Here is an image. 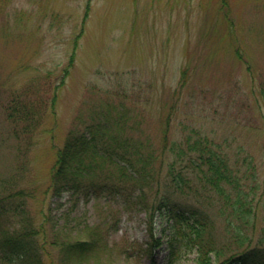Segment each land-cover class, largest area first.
<instances>
[{
	"label": "rangeland",
	"instance_id": "374dc122",
	"mask_svg": "<svg viewBox=\"0 0 264 264\" xmlns=\"http://www.w3.org/2000/svg\"><path fill=\"white\" fill-rule=\"evenodd\" d=\"M14 98L36 107L31 128L8 116ZM192 129L253 160L246 224L208 204L190 170L198 189L175 187L165 136ZM81 136L130 144L105 160L87 150V171L55 189L58 155ZM162 196L210 214L209 264L264 245V0H0V228L37 227L46 264H167ZM78 240H92L86 260L67 251Z\"/></svg>",
	"mask_w": 264,
	"mask_h": 264
},
{
	"label": "trees",
	"instance_id": "16d2710c",
	"mask_svg": "<svg viewBox=\"0 0 264 264\" xmlns=\"http://www.w3.org/2000/svg\"><path fill=\"white\" fill-rule=\"evenodd\" d=\"M75 53L71 55L68 66L64 72L69 74L70 67L74 64ZM65 77V76H64ZM184 80V77L182 81ZM56 95L53 93L52 105H55ZM8 116L24 122L31 128L37 123L34 105H27L17 99H13L8 107ZM32 129L30 132L32 133ZM96 137L86 139L79 137L78 142L65 147L57 158L54 171V188L57 189L67 182L75 183L77 178L90 166L91 160L86 162L84 154L90 149V159L97 161L98 158L107 159L113 155V150L124 147L130 142L123 137L115 138L111 143L99 147ZM167 136H165V140ZM168 151L175 155L169 163V175L172 176L175 187L184 192L185 188L198 189L193 180L187 176V169L196 175L199 186L211 195H207L211 204L214 196L218 197L219 213L226 215V221L232 225L234 222L246 224L253 215L256 186V166L250 156L233 159L223 148L221 143L213 138L201 134L198 130H190L181 140L168 141ZM239 153L245 154V149L240 146ZM137 160L146 159L139 152ZM131 160V158H128ZM185 163L183 168L176 172L175 162ZM134 164H131L133 167ZM122 167V175L130 166ZM135 171V170H134ZM196 182V181H194ZM196 182V183H197ZM255 183V184H252ZM18 194V190L16 191ZM160 207L168 208L169 217L172 219L171 231L168 238L169 253L167 264H175L192 252H196L199 264H209V253L216 251V237L214 233V221L210 214L201 206L184 204L180 202H168L162 196ZM166 201H163L165 200ZM39 229L33 225L19 229L9 227L0 228V262L3 264H46L44 260V244L39 241L37 235ZM70 244V243H68ZM66 244V245H68ZM69 253H75L77 259L86 260L92 249V240L76 241L70 244ZM233 264H264V245H257L238 252L230 259Z\"/></svg>",
	"mask_w": 264,
	"mask_h": 264
}]
</instances>
